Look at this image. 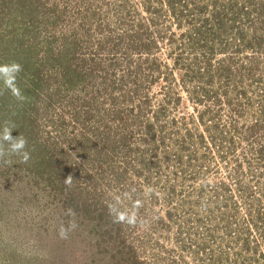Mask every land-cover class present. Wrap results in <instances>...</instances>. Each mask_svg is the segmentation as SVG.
Listing matches in <instances>:
<instances>
[{
	"label": "rangeland",
	"instance_id": "1",
	"mask_svg": "<svg viewBox=\"0 0 264 264\" xmlns=\"http://www.w3.org/2000/svg\"><path fill=\"white\" fill-rule=\"evenodd\" d=\"M13 61L0 264H264V0H0Z\"/></svg>",
	"mask_w": 264,
	"mask_h": 264
},
{
	"label": "clouds",
	"instance_id": "2",
	"mask_svg": "<svg viewBox=\"0 0 264 264\" xmlns=\"http://www.w3.org/2000/svg\"><path fill=\"white\" fill-rule=\"evenodd\" d=\"M22 71V66L18 62H11L0 64V84L3 85V88H0V94H3L4 91L10 92V94L15 97L17 100H23L24 96L21 93V90L17 86L16 80L18 74ZM14 130V125L10 123H5L2 129H0V158L7 156H18L21 159V162L27 163L29 160V153L26 150L27 148V139L23 135L13 136L12 132ZM5 144H7V149H5ZM10 162V161H9ZM72 176L69 175L65 178V183L70 184ZM110 214L113 216L115 223H126L128 225H135L137 223L136 214L133 212L129 214L126 211H120L114 205L109 208ZM69 216H74L75 213L73 210L69 209ZM77 227L74 221H69L67 227L61 226L59 230V236L61 239H67L68 233L74 230Z\"/></svg>",
	"mask_w": 264,
	"mask_h": 264
}]
</instances>
